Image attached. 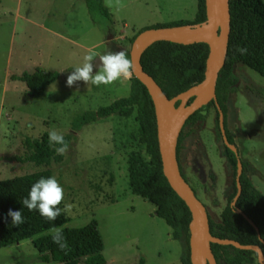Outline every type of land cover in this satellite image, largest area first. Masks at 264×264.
<instances>
[{
	"label": "rangeland",
	"instance_id": "obj_1",
	"mask_svg": "<svg viewBox=\"0 0 264 264\" xmlns=\"http://www.w3.org/2000/svg\"><path fill=\"white\" fill-rule=\"evenodd\" d=\"M119 4L106 7L108 19L99 11L91 15L84 0H0V180L50 169L64 192L59 207L73 205L61 227H80L94 219L103 241L104 264H139L140 258L143 264H181L185 240L172 239L154 205L128 188L129 156L139 152L146 157L133 115L115 114L82 125L60 162L36 165L21 160L29 152L25 138H39L50 130L70 134L76 116L128 94L130 80L123 79L99 87L83 81L66 86L67 76L85 54L130 50L139 29L192 20L197 9L196 0H119ZM92 64L95 74L98 56ZM36 67L59 76L41 96L32 98L25 83L11 75ZM234 72L237 81L226 101L225 127L248 176L264 194V77L242 63ZM179 158L187 182L211 218L219 221L234 175L213 107L204 120L184 128ZM0 264L62 263L41 261L27 239L1 247ZM77 264L86 263L81 259Z\"/></svg>",
	"mask_w": 264,
	"mask_h": 264
},
{
	"label": "trees",
	"instance_id": "obj_2",
	"mask_svg": "<svg viewBox=\"0 0 264 264\" xmlns=\"http://www.w3.org/2000/svg\"><path fill=\"white\" fill-rule=\"evenodd\" d=\"M84 2L91 15L99 11L109 19L110 13L103 4V0H84ZM196 2L197 9L192 20H177L143 27L132 36L131 43L140 31L149 27L202 23L206 19L205 0H196ZM229 12L230 32L227 52L215 84L216 101L224 114V126L228 94L234 90L233 86L237 81L234 72L236 64L242 63L264 77V0H229ZM237 47L246 51L241 53L236 50ZM125 52L130 59L129 50ZM208 52L209 47L205 42L182 44L159 40L142 52L140 62L143 69L157 82L167 97L171 98L203 79ZM58 76L57 71H46L36 67L31 72L12 74L11 78L24 82L28 88V95L36 98L41 96L46 87ZM210 107L215 109L216 126L221 136L216 103L211 100L194 111L181 128L176 145L179 168H181L179 152L184 138V128L204 120ZM115 114L125 118L133 115L137 122L138 141L144 146L146 154L144 157L139 152H133L128 158L129 190L154 205L155 215L162 218L170 227L172 239L185 240L186 251L181 255L180 262L192 264L189 251L191 213L163 173L154 104L147 88L140 80L132 75L127 95L76 116L72 121V133L63 135L64 140L69 145L74 132L82 125ZM225 132L228 141L234 143L226 127ZM25 145L29 152L21 160L33 162L36 165H48L51 161L60 162L62 159V155L55 152V148L60 145L50 146L48 132H44L39 138H25ZM223 146L234 178L227 203L220 213V220L214 221L207 211L210 233L217 237L235 239L241 244H257L264 254V194L254 186L247 174L246 163L241 160V191L235 205H231L237 191L235 179L237 157L224 143ZM41 177H52L51 170L46 168L0 180V248L31 239L43 262L77 264L83 259L86 264H104L103 241L94 219L80 227H61L69 220L65 213L62 212L54 221H47L38 211H29L23 207L21 201L28 196L31 186ZM237 208L252 219L257 230L242 214L236 212ZM9 209L22 211L24 222L19 226H13L11 217L8 216ZM53 227L62 229L68 245L65 250H61L57 244L53 243L50 233H45ZM211 250L217 264H258V255L253 250L217 243H211ZM139 264H143V258L139 259Z\"/></svg>",
	"mask_w": 264,
	"mask_h": 264
},
{
	"label": "water",
	"instance_id": "obj_3",
	"mask_svg": "<svg viewBox=\"0 0 264 264\" xmlns=\"http://www.w3.org/2000/svg\"><path fill=\"white\" fill-rule=\"evenodd\" d=\"M205 9L206 19L202 23L149 27L140 31L132 41L129 50L130 60L135 65L133 76L145 85L154 104L158 147L163 173L172 189L185 202L191 213L189 227L191 263L217 264L211 250V243H217L233 245L239 249L253 250L258 255V264H264V254L259 245L241 244L235 239L217 237L210 233L206 206L183 177L177 160L176 145L185 120L194 111L213 100L218 111V124L222 141L237 157L235 176L237 191L231 201V205H235V201L241 191L240 175L242 173V162L236 145L230 143L227 139L224 114L217 104L215 94L216 79L225 61L229 39V0H205ZM159 40L182 44L205 42L209 47L203 79L171 98L167 97L157 82L143 69L140 62L142 52L149 45ZM191 97L192 99L190 100ZM177 101L179 102L175 105ZM235 210L242 214L257 230V226L252 219L241 209L237 208Z\"/></svg>",
	"mask_w": 264,
	"mask_h": 264
},
{
	"label": "clouds",
	"instance_id": "obj_4",
	"mask_svg": "<svg viewBox=\"0 0 264 264\" xmlns=\"http://www.w3.org/2000/svg\"><path fill=\"white\" fill-rule=\"evenodd\" d=\"M105 6L112 8L120 6L119 0H116L114 5L113 0H105ZM237 51L243 53L245 49L237 47ZM99 57V70L93 74L92 61L95 57ZM134 63L127 56V53L122 50L117 53L108 52L100 54L98 52H89L83 56L82 63L74 68L66 78V86L72 87L77 81H83L87 86L92 85L99 87L100 85H110L118 80H130L134 71ZM49 144L60 145L55 148L58 155H64L68 149V144L64 140V136L56 130L48 132ZM63 188L60 186L55 176L44 178L41 177L35 182L21 203L23 207L29 211H38L41 217L47 221H54L61 213H70L73 205L65 204L61 209L58 205L63 201ZM8 216L11 217L13 226H19L24 222L22 211H13L9 209ZM50 234L53 243L61 250H65L68 245L62 233L61 228L53 227L50 229Z\"/></svg>",
	"mask_w": 264,
	"mask_h": 264
},
{
	"label": "flooded vegetation",
	"instance_id": "obj_5",
	"mask_svg": "<svg viewBox=\"0 0 264 264\" xmlns=\"http://www.w3.org/2000/svg\"><path fill=\"white\" fill-rule=\"evenodd\" d=\"M180 166H181V164H180ZM180 171H181V173L184 175V173L182 172V170H181V168H180ZM184 178H186V176L184 175ZM186 181H187V178H186ZM192 187V186H191ZM193 188V187H192ZM194 190V189H193ZM194 192H195V194H196V191L194 190ZM197 195V194H196ZM205 205V204H204Z\"/></svg>",
	"mask_w": 264,
	"mask_h": 264
}]
</instances>
